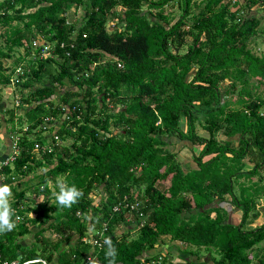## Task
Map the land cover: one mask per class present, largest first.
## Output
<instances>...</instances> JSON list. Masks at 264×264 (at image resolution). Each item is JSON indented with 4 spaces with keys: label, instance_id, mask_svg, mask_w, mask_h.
Instances as JSON below:
<instances>
[{
    "label": "trees",
    "instance_id": "16d2710c",
    "mask_svg": "<svg viewBox=\"0 0 264 264\" xmlns=\"http://www.w3.org/2000/svg\"><path fill=\"white\" fill-rule=\"evenodd\" d=\"M255 5L264 0H0V58L13 48L34 56L16 84L19 106L0 122L20 148L0 166L18 218L0 235V264H108L106 238L116 264H190L200 251L207 259L198 264H264V222L242 229L264 198V97L252 92L264 86V55L250 48L264 24L248 14ZM69 7L79 21H66ZM32 41L48 46L46 57L35 58ZM169 139L198 152L179 160ZM47 141L49 153H32ZM60 181L83 193L71 209L55 203Z\"/></svg>",
    "mask_w": 264,
    "mask_h": 264
},
{
    "label": "rangeland",
    "instance_id": "374dc122",
    "mask_svg": "<svg viewBox=\"0 0 264 264\" xmlns=\"http://www.w3.org/2000/svg\"><path fill=\"white\" fill-rule=\"evenodd\" d=\"M196 1L199 2L200 0H196ZM165 10H166V12H169L170 14H173L175 17H177L178 14H179V10L177 9V7H169L167 5L166 8H165ZM79 12H80V10L74 11V9L72 7H69V10L65 14L66 21L67 22H71L73 19L79 21V16H78L79 15ZM248 14L254 15L256 18L259 19V21H260V25L259 26H262V24H264V7H262L261 5L260 6L255 5L254 7H250L248 9ZM0 32H1V29H0ZM186 41L189 42V39H186ZM2 43H4V42H2ZM255 43L256 44H253L250 47L251 50L253 52H255V54H258L259 53L261 55H264V36L263 35H258L256 37ZM0 44H1V42H0ZM1 49L4 52L6 51V50H4L3 47H1ZM184 50H185V47L181 49V52L184 51ZM23 53H24V50L22 48H13L9 52V58H0V59L3 61L4 64H9L8 61H5V59H8V60H12L13 61L14 59H19L20 57H23V55H22ZM31 58H33L32 55H29V57H26L25 56V61L23 63H25V65H26L27 62H28L27 60H29ZM192 72L188 74L186 80H189L190 79V77L192 76ZM13 77L14 76H12L11 84L6 85V88H10L13 91V93L16 95L20 90L18 89L19 86H17L16 84L13 83V81H14V78ZM4 92H5V90L2 89L0 91V94H4ZM252 92H253V94H256L259 97L263 98L264 97V86L257 87V88H253L252 89ZM21 94L23 96H25L27 94V90L21 91ZM2 107L3 108L6 107V108H8V110H10L9 108H12V106L10 107V104L9 103L8 104L6 103L5 106H2ZM0 113H1V111H0ZM1 118H3V119L5 118V112L2 113V117L0 116V122H1ZM0 132H1V130H0ZM196 132H197V134H201V135L204 136V133L200 129H196ZM3 135H4V133H3ZM4 139L9 143L8 138H6V137L5 138H0V161L3 160L5 158V156L7 157L9 155V152H4V147H5L4 146V142H3ZM217 139L218 140H222L223 137L221 135H218L217 136ZM169 140H171V141H169L171 144H170V146L167 149L169 151L173 152V153H176L177 154L176 157L179 160L189 159L190 156L192 155V153L193 154H196L198 152V148L197 147H190V146H188V147L191 148L190 149L188 147L186 148V145L185 144H187V143L175 142L173 139H169ZM69 142L70 141L67 140L65 144H69ZM3 153H4V156L2 155ZM249 168H250L249 166H245L243 168V170H248ZM37 172L40 173L41 171L38 170ZM252 180L255 181L256 180V177H254ZM262 182H264V179H263ZM19 186L20 185L15 184V188H18ZM163 186H165V185H163ZM50 189H52V185H51V188ZM234 191H235V193H237L236 189H234ZM25 195L28 198H32L31 195H30V193H29V191H27ZM262 198H263V196H262ZM226 199L228 200V198H226ZM256 208H257V210H255V212L257 213L256 219L255 220H250L251 217L248 216V219L249 220L246 221V223L244 224V226L242 228L243 230H247V229H251V228H254V227H258L259 225H261L264 222V215H263V211H262L263 208H264V198L263 199H261V197L259 198L258 202L256 203ZM231 210L232 211H229V214L233 217V220H234L235 217L236 218H239L238 216H240V212L239 211H236L234 208L231 209ZM14 221L17 222L16 221V218H15ZM121 230H124V229L121 228ZM117 232H120V230L117 231ZM50 237H52V236H50ZM32 241H33L32 237L31 236H27V237H24L23 243L24 244H29ZM165 241H167V239H165ZM167 243H169V242L167 241ZM175 244L177 246H179V248H182V249L194 250L192 247L191 248H189V247L188 248H185L183 244H180L178 242H175ZM261 244H263V243H261ZM170 252L172 254H174V253H177V250L171 249ZM255 252H257V250H255V248H254V250H252V251L249 252V256H252L253 253H255ZM260 253H262V252H258V254H260ZM199 255H200V258L198 260H196V263L195 264H198L201 261H206V259H207L206 258V255L202 251L199 252ZM171 261L172 262L174 261L173 263L171 262V264H176L175 262H179V260H176L175 258H172ZM191 261H192V263H194L195 262V259L194 258H191ZM181 264H182V262H181ZM208 264H209V261H208Z\"/></svg>",
    "mask_w": 264,
    "mask_h": 264
},
{
    "label": "clouds",
    "instance_id": "9594fccd",
    "mask_svg": "<svg viewBox=\"0 0 264 264\" xmlns=\"http://www.w3.org/2000/svg\"><path fill=\"white\" fill-rule=\"evenodd\" d=\"M0 166H2V163H0ZM57 188L58 191H55L53 196L56 205L62 209H71L83 196L80 189L74 184L69 185L66 181H60L57 184ZM43 190L44 186L42 185L41 191ZM11 196V187L7 184L0 185V235H6L7 233L14 231L16 228V222L13 219L15 216V210L10 203ZM39 202L43 203L44 198L40 197ZM104 245L106 246L105 257L108 264H116L117 250L115 246L108 238L104 240ZM30 264H45V262L36 259L31 261Z\"/></svg>",
    "mask_w": 264,
    "mask_h": 264
},
{
    "label": "built area",
    "instance_id": "2783aa9c",
    "mask_svg": "<svg viewBox=\"0 0 264 264\" xmlns=\"http://www.w3.org/2000/svg\"><path fill=\"white\" fill-rule=\"evenodd\" d=\"M237 1L238 0H229V2L231 4H235ZM31 47L38 49V53L35 56L36 59L39 60V59L44 58V57L47 56V50H48L47 48H48V46L46 44H42L41 46H39L38 42L32 41L31 42ZM32 57L34 58V56H32ZM117 66L119 67L118 64H117ZM14 73H15L14 74L15 76L13 77L14 78L13 83L14 84H17V83H19L21 81V79H19V78H22L21 76L23 74H25V71L20 66H17L15 68V70H14ZM16 104H19L17 100L14 101V106H16ZM64 108H65L66 112H68V108L67 107H64ZM63 118H64V116H63ZM43 121H44V123H47L48 122V119L45 118V119H43ZM45 127H47V124L41 127V130H42V134L43 135H46V133H47ZM21 129H22V132H25L26 131V127L25 126H23ZM48 138H52L53 140H56V137L53 136V133L52 134H48ZM8 140H9L10 154L7 157L5 156V158L0 161V163H2V166H6V165L12 163L15 160V158H17V156L19 154V150H20V148H19V135H18V137L16 135L15 136L11 135V136L8 137ZM48 141L43 146L42 145H39L38 143H34L32 145V153L33 154H35V153L37 154L39 151L49 153L50 150H51V147H50ZM1 180H2V177H1V174H0V181ZM125 206H126V204H125ZM119 208L120 207H117V206L116 207H113V211L116 212V211H118ZM17 220H18V218H16V221ZM92 244H96V243L94 241H92ZM99 244L100 243H97L96 245H99ZM162 257L163 256H159L157 258L156 262H152L151 264H156V263L157 264L158 263L161 264V261L164 260ZM30 262L31 261H28L26 263H29L30 264ZM26 263H21V264H26ZM4 264H19V263H17L16 261H12V262H9V263H4Z\"/></svg>",
    "mask_w": 264,
    "mask_h": 264
},
{
    "label": "crops",
    "instance_id": "0c3cea01",
    "mask_svg": "<svg viewBox=\"0 0 264 264\" xmlns=\"http://www.w3.org/2000/svg\"><path fill=\"white\" fill-rule=\"evenodd\" d=\"M24 55V53L22 54ZM19 59H21L22 62H16L15 59L12 61V60H8V59H5V61H8L9 64H4L3 61L0 59V74L2 76H9V84H11V79H12V76H15L14 74V70L17 66H20L24 71H26V68H24L23 66V62L25 61V56L24 57H20ZM2 61V62H1ZM26 74L27 71L25 72V74H23L21 77L24 78L26 77ZM5 86V87H4ZM4 89L5 92L4 94H0V116L2 117V113L7 111L8 108H3L2 106H5V104L9 103L10 104V107L12 106V108H9L10 110H12L13 108H16L19 106L20 104V91L15 95L13 93V91L10 89V88H6V85H2L0 84V91ZM28 93V92H27ZM17 100L19 104H16V106H14V101ZM18 105V106H17ZM6 109V110H5ZM19 111V109H18ZM17 111V112H18ZM19 113V112H18ZM3 118H1L2 120ZM4 129V128H3ZM3 129H1V132H0V138H5L6 136L3 135ZM4 142V152H9L10 154V148H9V143L4 139L3 140ZM8 149V150H7ZM4 156V153L2 154ZM164 249V248H163ZM161 249V252L162 253H166L165 252V249L163 250ZM163 255V254H162ZM171 260V259H170ZM177 260V259H176ZM174 262V261H173ZM172 262V263H173ZM180 262V261H179ZM175 262L176 264H181V262ZM196 262L194 263H190V264H195Z\"/></svg>",
    "mask_w": 264,
    "mask_h": 264
},
{
    "label": "water",
    "instance_id": "95a60500",
    "mask_svg": "<svg viewBox=\"0 0 264 264\" xmlns=\"http://www.w3.org/2000/svg\"><path fill=\"white\" fill-rule=\"evenodd\" d=\"M206 207H208V206H205L204 209H205Z\"/></svg>",
    "mask_w": 264,
    "mask_h": 264
}]
</instances>
